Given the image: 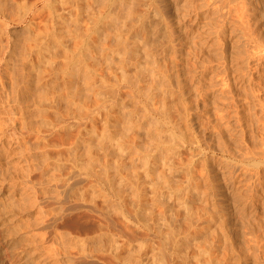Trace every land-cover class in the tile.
Here are the masks:
<instances>
[{"label": "bare ground", "instance_id": "6f19581e", "mask_svg": "<svg viewBox=\"0 0 264 264\" xmlns=\"http://www.w3.org/2000/svg\"><path fill=\"white\" fill-rule=\"evenodd\" d=\"M70 1L0 0L2 51L0 108L3 106L7 114L6 117L0 116V143L8 136H12L16 143L24 147H99L100 149L118 147L117 152H121L119 153L121 155L117 154V158L120 157L121 161L115 162V172L120 175L117 177L121 178L118 179L117 186L113 185L116 182L113 184V181L109 182V169L112 168H109L108 162H103L102 165H100L102 162H98L99 167H91L94 165L92 159L95 157L89 154V149L86 152L91 156L88 160L84 159L86 162L82 161L83 164L80 165L86 171V178L80 179L76 176L72 180L71 176L63 175L56 177L55 188L49 186L53 187L56 197H65L71 201L74 195H79L78 200L81 201L83 192L80 190V182L87 180L94 185L104 177V180L108 179L106 183H111L110 187L113 186V189L117 187L116 191L111 189L119 197V203L123 204L125 199V202L129 199L120 196L125 190L123 187L125 184L122 185L123 179L125 180L122 168L132 173L135 191L129 188L135 194V199L141 197L127 203L130 212L127 211L131 214L124 212L118 214L116 210H114L116 213L111 210L112 213L110 208L107 209L108 207H103L102 204L103 208L101 205L98 208L99 205L97 206L94 199L90 200L91 206L99 211L101 216V221L95 229V236H109L108 228L114 227L109 226L112 222L121 228L122 231H119L121 236L124 232L128 239L138 240V236L143 238L148 235V230L154 229L155 224L158 223L155 215V220L151 217L153 214L151 212L161 208L162 211L170 213L168 215L170 218L162 217L163 221L160 220L161 223L163 222L162 230H158V227L156 229L160 236L162 235V239L164 237L168 242H173L169 243V246L174 248H171L170 253L176 259L175 261L173 258L170 259L173 264H191V261L202 264L203 258H207L208 263L211 264H231L230 254L233 253H236L239 259L243 257L246 260L253 259L257 264L259 249L263 244L258 231L264 224V172H261L263 168L260 169V166H264V146L262 147L264 120L258 122L253 112L259 103L255 102L250 106L247 102L236 101L238 96L234 93L235 88L240 82L245 81L244 75L240 73L242 70L233 71L228 68L230 73L225 72L227 79L226 83L222 84L226 94V99L222 102V111L228 112L233 108L236 122L234 133L223 132L214 121L213 139L216 140L218 147H202V139L207 138L205 129L201 127L202 123L200 127L198 125V129L195 128V123H198L193 116L195 108L190 103L187 104L185 99L183 100L186 93L185 86L181 82L172 83L170 70L167 69L169 66H166L169 55L173 58L176 54L172 28L166 22L167 26L162 24L164 19L161 18V13L168 17L166 0H158L156 7L159 10L154 16H157L159 21L157 19V22L154 21L156 23L146 26L147 23H144L148 20H145L137 27L134 26L133 19L141 14L140 8L142 9L143 6L139 7L142 3L139 2L140 0H73L75 4L73 1L72 4L76 5L74 12H72L73 5L70 10H65V5L68 4L67 8L70 7ZM214 1H206L207 9L201 14L197 13L193 23L197 24L200 19L210 14H222V24L216 31L220 44L224 47L235 45L236 41L231 37L232 31L227 29V16L231 10L227 5H230L231 0H219L218 5ZM12 5L15 7L13 8ZM243 8L244 5L239 3L238 18ZM48 9L50 12L46 14ZM11 22L24 23L25 36L21 43L10 45L9 42H4L8 35L6 28ZM134 27L137 29L133 30ZM74 32L82 35L78 38L77 34L72 39L70 35ZM75 39L81 41L74 46L75 49H80L78 53L70 50L68 46V42ZM155 39L159 40L156 42ZM74 47L72 44V48ZM64 49H69L67 55ZM231 73L235 76L230 75ZM47 101L50 102L48 108L51 109V114H48L44 106L48 104ZM6 107H9L12 115L8 114ZM93 109L95 112L92 121L95 123L97 118L100 119L101 129L95 140L79 141L80 137L77 134L85 129L83 121L93 113ZM158 110L165 113L166 120L171 122L169 140L160 139L162 133H165L161 125L159 126L161 121L150 126L147 124V119ZM240 110H245L246 113L240 114ZM179 118L182 119L178 121ZM180 121L186 124V132L189 131L190 135L187 136L184 132L185 128L184 130L181 128L184 126L179 123ZM257 128L261 130L259 134L262 139L261 147L258 143L256 147L255 141L254 143L252 141V137L258 132ZM52 135L57 136V144L48 143L47 137ZM233 137L236 142H232ZM248 137L251 139L250 142L247 141ZM259 137L257 134L256 139ZM251 142L252 146L249 145ZM185 153L187 157L183 159L182 155ZM105 156L101 157L107 161L109 156L104 158ZM125 157L127 161H124ZM45 159H47L46 155ZM46 181L49 183L48 180ZM43 183L42 186L45 185ZM125 191L123 192L126 193ZM51 193L54 194L53 191ZM7 196L4 197L7 199ZM53 197L55 198L54 195ZM141 198L143 200L138 202ZM103 201L106 203V200ZM109 203L112 202L109 201L105 206L112 205ZM0 206L2 212L7 207L2 204ZM57 210L51 208L48 212L41 213L44 216L41 218L42 221L47 217L49 219L53 238L57 240L56 245H60L64 254H69L75 248H78L76 252L78 251L79 254L80 252L85 254L89 238L71 237L70 232L60 231L57 222L61 219V213ZM178 212L179 215L182 213V219L176 218ZM248 212L252 214V219L246 218ZM260 216L261 220L256 219ZM1 217L2 215L0 219ZM180 220L184 226L181 228L184 229L187 242V245H184L186 242L182 243L184 240L182 237L181 246L184 245L185 248H181L178 242L171 239L182 226L178 223ZM150 221L154 222L152 223L154 228H151ZM1 222L0 220V230L3 227ZM239 233L252 235L247 241V247L255 246L257 251H252L249 255L246 251L240 250ZM176 236L178 233L175 239ZM121 248V246L114 247L110 253L117 258H123L124 261L129 258L128 260L131 259L133 264H142L141 256H138L136 251L128 250L124 256L123 252L120 253ZM180 248L187 250L183 254L184 251L181 252ZM58 250L60 249L57 248ZM162 253L165 252L160 254L163 262L161 264H166L164 260L168 253L163 256ZM29 256L26 253L21 257L22 264H37V260H30ZM1 261L0 255V264Z\"/></svg>", "mask_w": 264, "mask_h": 264}, {"label": "rangeland", "instance_id": "374dc122", "mask_svg": "<svg viewBox=\"0 0 264 264\" xmlns=\"http://www.w3.org/2000/svg\"><path fill=\"white\" fill-rule=\"evenodd\" d=\"M27 1L32 2L33 0H27ZM72 1L73 0L70 1L71 2L69 4L70 7L67 8L68 4L64 6L65 10H70V8H73V6H74L73 11L72 9L71 11L74 12V10H76L75 9L76 5H73L75 4V2L73 1L74 2L73 3ZM159 1L140 0L139 2L142 3H140L141 5L139 7L143 6L142 9L143 8L145 9L142 10L140 8L141 14H138L136 18L133 17L135 18L133 19V21L135 22L136 25L134 24L133 21L132 24H134V26L137 27L139 26V24L141 25L142 21L144 22L145 20H148L147 22L145 21L144 23V24L147 23L146 24L147 26L150 24L152 25L157 21H159L157 16H154L156 11L159 10V8L156 7ZM206 1L208 0H166V4L168 3V8H167L168 17H165L166 15H163L164 13L162 12L161 18L164 19L162 20V22L164 21V23H162L163 25L169 24L171 26L173 32L172 39H174L175 48H176L175 56L171 58L169 55V60L166 63V66H169L167 67V69L170 70L169 72L171 73L170 77L172 78V83L176 84L177 82H181L182 85L185 86L186 93L183 96V100L185 99L187 104L190 103L192 107L195 108V112L193 116L195 119L198 120V123L197 122L195 123V128L198 129V125L200 127V124L202 123L203 126L201 127L205 129V134L207 136V138L202 139V147H218L216 140L213 139L215 132L212 129V123H214L215 121L221 127L222 131L227 134L234 133L236 129L235 128L236 122H235V118L233 117V108L229 109L228 112L222 111L223 109L222 102H224V99H226V94L224 93V87L222 85L226 83V79H227V77L225 76L226 71L230 73V70L233 71L235 69L242 70L240 73L244 75L245 81L240 82L235 88L234 93L235 95L238 96L236 98V101L239 103L247 102L248 103L247 105L250 106L253 105V103L255 102L259 103L257 105L258 107H256L253 112H255V116L258 122H262L264 120V114H263L264 111H261L264 109V0H231L230 1V5L229 4L227 5V7L231 8V10L229 11L230 13L227 16V29L228 31H232L231 37L233 38V40L236 41V43L235 45L225 46V47L220 44V38L216 33L218 27H220L222 24V20H223L221 16L222 14L221 15L220 13L210 14L209 16L200 19L197 24L193 23V19L195 18V15L197 13L201 14L203 11L207 9ZM144 3L145 5H143ZM214 3L218 5L220 2L219 0L218 1L215 0ZM239 3L244 5V8L241 12L242 14H240L238 18V14L240 12L237 11V6ZM12 6L13 8L15 7V5ZM40 6L42 7V5ZM49 12L50 10L48 9V11H46L45 13L47 14ZM139 16H141V18H139ZM146 17L147 19H145ZM148 18H150V20ZM81 25L83 26V24ZM23 27H24V23L11 22L6 28L8 35L5 38L4 42H9L10 45L15 44L16 42L21 43V41H23V37L25 36ZM136 27H134L133 30H135ZM81 28L83 29V27ZM72 35H70V38L72 39L73 37L76 36L79 38L82 35V33L80 35V33L74 32ZM155 40L157 42V40L159 39H155ZM80 42H81L80 39L70 40L68 42L69 45L68 44L67 45L69 46L70 50L72 49L73 51H75V53H78V50L80 52V49H75L74 46L78 45ZM72 44L74 48H72ZM68 50H66V55L69 53ZM1 53L2 51L0 47V54ZM33 59L35 60V56H33ZM228 68L230 70H228ZM232 73L230 75H233L234 77L236 73L235 74ZM172 74L174 77H172ZM47 102L48 104L47 105L44 104V106L46 107L45 109L48 111V114H51L50 112L51 109H49L48 107H50V102L53 103V101L50 100V102L49 101ZM240 109L242 108L240 107ZM0 110H1L0 116L6 117L7 114L5 113L6 112L5 109L3 110V106L0 108ZM6 110H8L9 115H12V111L9 109V107H6ZM94 112L95 111L93 109V113H91L90 116L85 118V120L83 121L84 123L83 127H85V129H82L78 132L77 135L80 137L79 141H83L85 139H88L89 141H93L96 139L95 137L97 136L98 131L101 129L100 127L102 126V124L100 122V119L98 118L96 119L95 123L92 121ZM160 112L161 111L158 110L157 112H155V114H153L152 117L147 119V124L150 126V125H154L157 122L160 123L161 121V123L158 124L159 126L161 125L160 127L163 128L162 129L163 131L165 130V133L164 134L162 133V137L160 135L161 137L160 139L169 140L170 136L168 132L172 130L170 124L171 122L169 123V121L166 120L167 116H165V113L163 114V112L161 113ZM239 112L240 114L246 113L245 110L244 111L240 110ZM162 115L164 117H162ZM181 119L179 118L178 121ZM34 121L36 123V120ZM182 121H180L179 123L182 126H184L181 127L184 130L186 124H184ZM258 129L260 130V128H257V131L259 132V133L257 132V134L259 137L261 130L259 131ZM186 131L187 130L185 128L184 132L187 134V136L190 135L189 131L188 132ZM74 134H76V132ZM257 134H255L252 137V141L253 143L255 141L254 145L256 147H258V144L260 146V142L262 141L260 137L259 139H256ZM47 139H48V143L51 142L55 144L58 143L56 135L55 136L52 135L49 138L47 137ZM232 139H233L232 142H236L234 140V137ZM248 140L249 142L251 141L249 137L247 138V141ZM253 143L251 142L249 145L252 146ZM263 146L264 145L262 144V147ZM117 148L118 147H107V148L104 147L103 149H100L99 147H60V146L24 147V145L16 143L15 138L12 136H8L7 139H4V141L0 143V204L4 205V207L7 206L4 208L5 210H3V212L0 211V215H2L0 220L2 221L1 223H3V227L0 230V255L2 257V261H1L2 264H22L23 260L21 259V257H23V255L26 253L30 255L29 256L30 260L31 259L37 260V264H133L131 259L128 260L129 258L125 259L126 261H124L123 258L121 257L117 258L110 253L114 247H118V246L122 247L120 253L121 254L124 253V256L126 255L125 253L128 250L136 251L137 255L139 254L138 256H141L140 259L142 264L163 263L161 262L162 261L160 255L161 252L168 253L165 255L166 256L165 258L168 261H165L166 259L164 258L165 259L164 262H166V264L174 263L170 261L171 258L174 259V257L170 255L172 249L174 248L173 246H169L173 242L170 241L168 242L166 239H164V237L162 239V235L160 236V234L157 232L156 229L158 227V230H162L163 227V222L161 223V221H163L161 220L162 217H165L167 219L170 218L168 217L170 213L167 211L166 212L162 211L161 208L154 209L151 212L153 214L150 213L151 217L154 218L156 216V218L158 219V221L157 220L156 221L158 223L154 221L155 218L154 220L152 219L155 223H157L155 224V226L154 224H152L154 222H151L152 220L150 221V224H152L151 228L154 227L155 228L149 229L148 235H145L143 237L144 239L142 238V236H138V240H134L132 238L128 239L127 238L128 236H126L127 234L124 232H123L124 235L121 236L119 232L121 228L118 227L117 225L115 226V223L113 224L112 222H111L112 224L109 222L110 223L109 226H114L115 229L114 227H110L111 229L108 228L110 230L109 236L94 235L95 229L98 226L99 222L101 221V216L99 214V211H97L91 206L92 205V202L90 201L91 199H94L93 201L96 202L97 206L99 205L98 208H100V205L102 204L103 207H108L107 209L110 208V212L112 211L115 212L114 210H116L118 214H121L123 212L125 214L126 213L131 214L129 213L130 212L128 210L129 204L127 203L135 199L134 198L135 194L132 193V190H130L129 188L131 187L133 189V192L135 191L134 190L135 187H133L134 185L132 182V175H131L132 173H129L127 171L128 169L124 170V168H122L123 169L122 175L125 174L124 175L125 180L123 179L122 185L125 184L123 187L125 188V190L128 187L127 188L128 190L126 191L123 190L126 193L122 191L121 192L122 195L120 196H123L124 199L126 197L127 199H129V201L127 200V202H125L126 201L125 199L123 204L119 203L120 202L118 201L119 197L116 195V192H113V190L116 191L117 187L115 189L113 188L117 186L116 185L118 183L117 181L119 178H121V177L118 178L117 176L120 175L117 172H115L116 163L121 161L120 157L117 158L118 157L117 154L119 155V153H121V152L119 153L117 152ZM88 149L90 151V153L89 152L88 153L94 156L95 157L94 159L96 160L95 161L94 159H92L94 165L92 164L93 166L91 167L94 166L99 167L105 162H108L109 168L110 167L112 168L109 169V175H108L110 177L109 182L113 181L112 184L116 182L113 184L114 187L113 186L110 187L111 183L109 184V182L108 183L105 182L108 181V179L104 180L103 179L104 177H101V180L94 183V185L93 183L87 182V180L80 182L79 185L81 186L80 190L81 192H83L82 193L83 197L81 201L78 200L79 195H74L75 197H73V200L71 201H69L65 197H59V196L56 197L57 195H55L56 192L54 193L53 187L50 188L51 186H54L55 188L54 184L57 182L55 181V179H57L56 177L67 175V176H71L72 180H74V177L76 176L80 179L86 178L87 176L86 171L83 170L80 167V165L82 166L84 161L86 162L89 156H91L86 152L88 151ZM104 149L107 150V151L105 150L107 154L104 151ZM97 150H99L101 154L104 156L106 154L104 158L108 157L109 156L108 154H110L107 161H105L106 159L103 160V157H101L102 155H100V152H98ZM123 150H124L123 152L125 153L126 149L124 148ZM45 155L47 156V159H45ZM96 155H100V156L97 157ZM124 156L126 155L124 154ZM185 156L186 153L182 155V158L184 159ZM260 158L262 157L260 156ZM123 159L124 161H127L126 160L127 157ZM82 161L83 163L81 164ZM98 162H102V163H100L99 165ZM262 168L263 170H261V172H264V166H260V169ZM46 180H48L49 183ZM126 180L127 182L129 181L131 183H127ZM43 182L45 183V185ZM42 183L44 186H42ZM106 184L109 185V187ZM122 185L121 188L123 189ZM51 190L53 191L54 194L51 193L52 192ZM5 194L8 195L7 196V199L9 197L8 200L6 199V197H4L6 196ZM53 195L55 196V198L58 199H55ZM147 195L150 196L148 193ZM101 197L104 200H106V203L111 201L112 203L109 204L112 205L105 206L106 203L105 201H103ZM140 197L141 196H139L137 199H139ZM130 198L132 199L130 200ZM58 200L59 203H61L62 201L61 203L62 205L58 203ZM142 200L143 198L138 200V202L139 201L141 202ZM116 201L118 203H116ZM60 205L61 206L64 205V206L61 207ZM125 205H127V207H124ZM60 207L63 210L60 209ZM51 208H55L56 210L57 208L60 209L57 210L61 213V214L59 213L61 215V219L57 222L58 229L60 231H64L66 233L70 232L69 234L71 235V237L79 236V237L89 238L87 245L88 249L86 248L87 249L86 252L88 254L86 252L85 254L81 252L79 254L78 251L76 252L78 248L72 249L73 251L71 250L69 254L62 253L63 250L61 249L60 245L59 246L56 245L57 240L53 238V230L50 228V222L48 217L46 218V220L44 219V221H42L41 219L44 217L41 213L48 212L49 209ZM149 212L147 214H149ZM179 212L176 218L182 219L183 215L182 213H180L179 215ZM147 214L144 213V215ZM149 217L147 216V218ZM246 218L252 219V214L248 212ZM256 219L261 220L262 218L260 216V218H256ZM181 221L182 220L178 221L180 225H182ZM181 227L184 228V226L182 225L180 226L179 229H177L178 236H176V239H175V235H177V233H174L175 234L174 238L173 236L171 238L172 241L174 239V242L175 241L178 242L180 246H181V241L183 239L185 240V236H184L185 232L184 229ZM258 232L260 234V238L263 239V240L261 239L263 241V244L259 249V257L257 255L258 257L257 264L258 263L264 264V224H262V228ZM251 236L252 235L250 234L242 235V233L241 234L239 233L240 244L238 245L241 246L240 250H243V252L246 251V254L249 255L251 254L252 251H257V248L255 246L247 247V241L250 240ZM182 237L184 238L182 239ZM100 239L101 242L103 243L101 242L99 243ZM142 239L143 242L140 243ZM184 240L182 241L183 244L186 242V240L185 241ZM184 245H187V242ZM184 245H182L183 247L181 246V248H185ZM57 248H59L60 250L57 251ZM181 248L180 250H182L181 252L184 251L183 252L184 254L185 250L187 249H181ZM161 249L162 251H160ZM54 253L56 255H54ZM165 253H162V256ZM230 255H231V262H230L231 264H255L256 262V261L254 262L253 259L246 260L245 257H243L245 260L243 258L239 259L236 253ZM175 260L176 259H174V261ZM201 261L202 264H211L210 262L208 263L209 260H207V258L205 259L203 258ZM190 263L196 264L195 262L192 261Z\"/></svg>", "mask_w": 264, "mask_h": 264}]
</instances>
